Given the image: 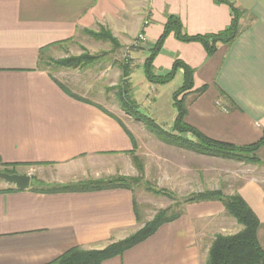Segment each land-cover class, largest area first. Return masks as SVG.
<instances>
[{
	"label": "crops",
	"instance_id": "obj_1",
	"mask_svg": "<svg viewBox=\"0 0 264 264\" xmlns=\"http://www.w3.org/2000/svg\"><path fill=\"white\" fill-rule=\"evenodd\" d=\"M228 1L241 13L240 33L231 44H219L208 56L201 44L171 34L152 71L164 75L175 59L182 60L194 70L192 90L205 87L204 95L188 102L184 122L217 141H254L264 128V0ZM171 15L188 36L216 34L231 22L229 7L214 0H0V166L30 176L34 169L52 168L57 185L133 176V132L105 93L95 96L94 82H82L78 68L54 75L39 67L38 54L71 43L82 31L108 28L132 48L127 78L134 99H146L154 119L169 124L176 115L172 94L183 74L174 77L179 86L174 79L157 86L147 81L144 62ZM258 151L264 161V146ZM7 189L16 188L0 185V264H48L71 248L100 250L141 228L130 190L41 193L31 182L26 190ZM238 194L258 219L264 250V179L248 180ZM227 220L219 202L187 205L182 216L101 264H205L206 233L222 230Z\"/></svg>",
	"mask_w": 264,
	"mask_h": 264
},
{
	"label": "rangeland",
	"instance_id": "obj_2",
	"mask_svg": "<svg viewBox=\"0 0 264 264\" xmlns=\"http://www.w3.org/2000/svg\"><path fill=\"white\" fill-rule=\"evenodd\" d=\"M145 22H147L148 25V21H144V25L146 26ZM106 34L107 36L110 35L115 42H117V47L111 42L109 36L107 37ZM139 35L140 33L137 36V42L142 41V39H138ZM122 41L124 40H122L119 36H114L113 32H111L108 28L99 26L94 30L80 32L79 36L71 43H68L67 45H60L53 49L52 52L45 54L42 64L45 69L55 75L58 72L71 71L73 68L66 70V68L63 67H57L56 65L51 64L53 60L57 61L71 57H79L84 54L97 56V61L87 66H83L82 68H78L79 70L77 71V75L82 82L86 83L87 79H89V82H94L92 90H95V96H98L99 92L105 93V96L108 97L107 102L111 103L113 112L117 116H120L128 125V129L133 132L135 140L133 156L140 161L142 172L140 173L137 170L133 163V156L130 153V165L132 169L130 172H133L134 175L122 176L115 174L110 177L122 176L126 178H139V181L132 185V190L137 206V222H139L141 228L148 221H150L159 210L167 207H171L172 212H179L181 210L183 215L186 206L190 205H185L184 200L192 194H198L205 191H220L224 196H233L238 194L240 187L247 185L248 180L255 178L261 180L264 179V161L260 159V163H255L250 160L248 161V159H242L243 157L241 158L242 160L223 159L201 155L193 150H187L186 148L180 146L169 145L159 139L154 132H151L144 123L134 119L122 110L118 95V89L123 86L120 85L122 74L121 71L117 70V68L119 69L121 62L126 60L128 61L126 63L129 66V74H131L133 70V63H130V49L132 48H130V46L123 47L124 44H120ZM109 67L111 70L110 74H104L103 71ZM126 81L129 86L125 89L126 96L135 102L139 113L152 120L155 123L157 130L171 132L174 119L169 124L167 122L162 123L161 121L154 119L152 113L148 111L150 110L149 102L144 101L146 99H143L141 104H138V100L134 99V96L131 94L132 87L129 83V79L126 78ZM173 81V85H180L177 79H174ZM107 87H109L108 90ZM192 89L183 96L179 97V99L183 98L187 107L188 102H190L191 99H197L205 94L203 93L204 91L202 93L199 92L201 88L194 91ZM191 92H193L192 96L189 95ZM222 109L227 111L226 108ZM206 125L207 124L205 123L201 126L207 128ZM127 132L130 134L129 131ZM187 138L193 140V138L189 135ZM234 140L238 143L231 144L242 146L252 144L258 141L259 138L254 141L243 138H236ZM258 154H260V151L256 152V156L259 157ZM5 171L12 172V169L7 168ZM31 178L35 182L40 183L38 184L39 188H46L57 185L56 183H58L59 175L57 171L52 168L34 169L31 171ZM96 180L99 179L86 181ZM73 183L79 182L77 181ZM0 185L11 186L12 184L0 178ZM31 185L34 187L36 184L32 182ZM159 191H164L167 194H170L172 198L168 197L166 193H160ZM226 215L230 217L228 214ZM230 218L232 220H227L228 222L223 224V228L221 227L222 230H218L216 233L213 230L206 233L208 247H210L209 243L214 240L216 235H232L240 230L235 220L232 217Z\"/></svg>",
	"mask_w": 264,
	"mask_h": 264
},
{
	"label": "trees",
	"instance_id": "obj_3",
	"mask_svg": "<svg viewBox=\"0 0 264 264\" xmlns=\"http://www.w3.org/2000/svg\"><path fill=\"white\" fill-rule=\"evenodd\" d=\"M214 2L226 4L230 9L231 22L226 29L216 34L188 36L182 32V24L180 20L176 16L171 15L167 18L161 36L154 43V46L151 48L148 58L144 62V72L146 79L151 84L157 86H163L170 83L179 70L183 74L182 83L179 88L174 91L172 96L173 106L176 110V116L171 128L172 131L166 132L163 130H157L155 123L139 113L138 107L135 102L126 96L125 89L128 86L126 78L129 75V66L126 63V60H123L125 62L122 63L123 74L120 80V85H123V89H118L120 105L122 107V110H124L128 115L144 123L151 132H154L159 139L169 145L180 146L186 148L187 150H193L198 154L210 157L231 160L248 159V161L250 160L255 163H260L259 158L256 156V152L262 146H264V128L262 129L261 138L257 142L249 145L237 146L231 143L210 139L209 137L198 131L196 128L184 122V117L187 112V106L184 103L183 98L179 99V97L183 96L193 88L194 70L182 60L175 59L168 73L164 75H156L152 71V62L154 57L161 50L165 39L171 34L181 42H196L201 44L208 56H211L215 52L219 44H231L237 38L240 33V11H238L228 0H214ZM108 36L111 42L117 47V42H115V40L110 35ZM45 54L46 53H44L43 50H41L38 54L37 63L39 67L43 66L42 62L44 61ZM97 60V56L84 54L79 57L50 61H52L51 64L56 65L57 67L82 68L83 66H87ZM204 90L205 87L201 88L199 92L202 93ZM127 134L131 138V135L128 132ZM186 135L191 136L194 141L188 139ZM131 154L132 156L134 155L133 151H131ZM132 159L137 170L141 173L142 166L140 161L135 156H133ZM1 166L0 173H15L13 171L6 172L5 169H7L8 167L5 164H1ZM138 181L139 178L114 176L99 179L96 181H84L79 183H69L65 185H54L46 188H39L37 182H35L33 179L31 181V184L32 182H34L36 184L34 186V191L41 193L91 192L112 189H126L130 190L133 195L132 185L137 183ZM12 191L18 190L7 189L4 192ZM160 193L166 192L161 191ZM166 195L172 198L170 194L166 193ZM210 201L221 203L226 214H228L235 220L237 225L240 227V230L232 235H216L208 249L205 264H264V250L260 247L256 235L258 228V219L251 208L248 206V204L243 200V198L239 194L233 196H224L220 191H205L188 196L184 200V204L187 205ZM133 205L136 213V220L138 221L137 206L134 200V196ZM171 209V207H167L165 209L159 210L154 215V217L150 221H148L141 229L131 234L124 240L110 244L100 250H85L80 247L71 248L48 264H101L107 259L122 255L128 249L140 244L141 242L152 236L160 226L172 222L182 215L181 210L179 212H172Z\"/></svg>",
	"mask_w": 264,
	"mask_h": 264
},
{
	"label": "water",
	"instance_id": "obj_4",
	"mask_svg": "<svg viewBox=\"0 0 264 264\" xmlns=\"http://www.w3.org/2000/svg\"><path fill=\"white\" fill-rule=\"evenodd\" d=\"M0 178L12 184L18 190L28 189L31 182V176L29 174L0 173Z\"/></svg>",
	"mask_w": 264,
	"mask_h": 264
},
{
	"label": "built area",
	"instance_id": "obj_5",
	"mask_svg": "<svg viewBox=\"0 0 264 264\" xmlns=\"http://www.w3.org/2000/svg\"><path fill=\"white\" fill-rule=\"evenodd\" d=\"M145 24L147 25V22H145ZM138 39H143V35L140 33Z\"/></svg>",
	"mask_w": 264,
	"mask_h": 264
}]
</instances>
